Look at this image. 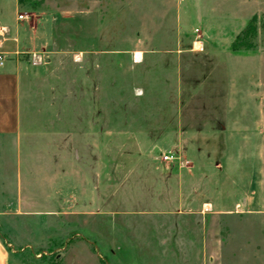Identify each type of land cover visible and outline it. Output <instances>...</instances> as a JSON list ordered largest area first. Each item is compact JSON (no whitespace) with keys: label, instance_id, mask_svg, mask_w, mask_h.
<instances>
[{"label":"rangeland","instance_id":"rangeland-1","mask_svg":"<svg viewBox=\"0 0 264 264\" xmlns=\"http://www.w3.org/2000/svg\"><path fill=\"white\" fill-rule=\"evenodd\" d=\"M22 2L29 19L52 14L53 40L19 57L22 134L5 150L7 199L18 190L32 212L73 214L18 225L112 245L118 211L159 208L162 193L203 210L224 193L230 211L203 210L200 222L217 238L215 264H264V0ZM194 39L204 51L184 52ZM62 244L26 247L23 261L54 263Z\"/></svg>","mask_w":264,"mask_h":264},{"label":"crops","instance_id":"crops-1","mask_svg":"<svg viewBox=\"0 0 264 264\" xmlns=\"http://www.w3.org/2000/svg\"><path fill=\"white\" fill-rule=\"evenodd\" d=\"M20 12L18 0H11L6 12L5 0H0V53L4 56V64L0 66V264L217 263V238H206L201 234L200 222L203 216L205 217V212L209 213L206 217L212 218L230 211L231 208H228L230 206L227 207L231 203L230 198L224 193H219L214 201L204 204V213L201 210V203L187 208L183 203L182 193L174 195L176 196L174 199L170 198L172 194L162 193L163 202L159 208L118 211L115 214L120 216L121 224L114 228V236L110 241L112 245L107 244L109 241L103 242L101 235L98 236V242L88 238H73L72 234L59 240L57 230L49 233L42 225L35 230H23L18 225L16 218L73 214L71 207L70 211L66 208L65 211L59 212V205H55L54 209L49 207L32 212L31 207H28L30 198L23 199L21 191L18 190L15 196L7 199L5 150L8 145L18 141L22 134L19 108V57L44 53L53 40V17L50 12L31 14L30 19L29 14L26 13L23 19H19ZM85 17L83 14V20ZM176 51L180 52V50ZM183 51L199 54L204 51V41L194 39ZM156 52L157 55H168L163 49ZM130 55L135 64H138L141 62L143 51L131 50ZM136 55H139L138 59ZM45 197L48 198L47 195ZM67 200L72 206L73 195ZM247 202L248 198L239 206ZM98 214L105 215L100 210ZM127 216L130 218L129 221L125 219ZM187 220L198 222L196 232L193 227L186 225ZM196 236H198L197 240H195ZM58 241H63L59 246L62 252L55 257L54 263L43 259H35L32 263L23 261L22 256L26 247L57 248ZM104 245L107 247L101 251L99 248ZM207 248H210V252H207ZM97 251H101L102 256Z\"/></svg>","mask_w":264,"mask_h":264},{"label":"trees","instance_id":"trees-1","mask_svg":"<svg viewBox=\"0 0 264 264\" xmlns=\"http://www.w3.org/2000/svg\"><path fill=\"white\" fill-rule=\"evenodd\" d=\"M22 6H23V2H22V0H18V7H19L20 10L22 9ZM37 7H38L37 2L32 1V10L35 11V8H37ZM242 38H243V37H239V40L242 41ZM239 40L236 39V40L234 41V43H233V45H232V52H238V51H239V50L237 49V47H236V45L238 44V41H239Z\"/></svg>","mask_w":264,"mask_h":264},{"label":"built area","instance_id":"built-area-1","mask_svg":"<svg viewBox=\"0 0 264 264\" xmlns=\"http://www.w3.org/2000/svg\"><path fill=\"white\" fill-rule=\"evenodd\" d=\"M25 16L24 15H19L18 18L19 19H23ZM195 32H198L197 30ZM4 64V56L0 53V66H2ZM162 161L164 162H172L173 160H175V158L172 155H163L161 157Z\"/></svg>","mask_w":264,"mask_h":264},{"label":"bare ground","instance_id":"bare-ground-1","mask_svg":"<svg viewBox=\"0 0 264 264\" xmlns=\"http://www.w3.org/2000/svg\"><path fill=\"white\" fill-rule=\"evenodd\" d=\"M138 57V56H137Z\"/></svg>","mask_w":264,"mask_h":264}]
</instances>
